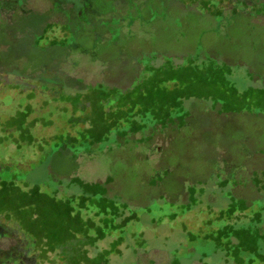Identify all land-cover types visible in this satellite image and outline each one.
Segmentation results:
<instances>
[{"label": "rangeland", "instance_id": "374dc122", "mask_svg": "<svg viewBox=\"0 0 264 264\" xmlns=\"http://www.w3.org/2000/svg\"><path fill=\"white\" fill-rule=\"evenodd\" d=\"M0 118V264H264V0H0Z\"/></svg>", "mask_w": 264, "mask_h": 264}, {"label": "trees", "instance_id": "16d2710c", "mask_svg": "<svg viewBox=\"0 0 264 264\" xmlns=\"http://www.w3.org/2000/svg\"><path fill=\"white\" fill-rule=\"evenodd\" d=\"M156 129L157 127L154 126ZM144 128V127H142ZM97 143L95 142H92L91 145L94 146L96 145ZM101 185L103 186L102 190H99V191H102L101 195L102 197L106 195V188H107V185H109V180H107L106 182H104V184L101 183ZM100 186V184H99ZM98 187V186H97ZM95 190V189H94ZM87 200V199H86ZM87 203V201L85 202ZM84 203V205H85ZM2 214V213H1ZM97 215L100 216V214L98 213ZM260 216V215H259ZM75 219L77 220V217H75ZM78 221V220H77ZM79 222V221H78ZM79 225V224H78ZM74 228L76 229V227L74 226ZM105 236L103 237H94V236H89L87 235L86 237H83L82 233H79L77 232L76 230L71 233V236L69 237V241H68V244L67 246L70 247L71 249L69 250H66L65 248H58V247H53L51 248V245L50 243L48 244L49 246L46 245V242H44V245L47 247V250L48 251H57V250H61L63 255L65 254L64 256V259L65 261L70 264H106L107 263V254L104 255L105 256V260L104 262L102 261V256L100 257V259H96L95 261L94 260H91L89 259L87 256H86V252L83 251L82 249V243H85V242H90L91 244H95V242L101 240L102 238H104ZM84 238V239H83ZM54 240V239H53ZM81 242V243H80ZM30 243H33V246H36V245H40L38 242L36 244L35 240H32L30 241ZM80 243V244H79ZM71 244V246H70Z\"/></svg>", "mask_w": 264, "mask_h": 264}, {"label": "flooded vegetation", "instance_id": "af4514ba", "mask_svg": "<svg viewBox=\"0 0 264 264\" xmlns=\"http://www.w3.org/2000/svg\"><path fill=\"white\" fill-rule=\"evenodd\" d=\"M18 89V88H17ZM21 111V110H20ZM0 122H1V118H0ZM25 122H27V119H25Z\"/></svg>", "mask_w": 264, "mask_h": 264}]
</instances>
